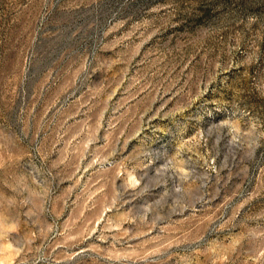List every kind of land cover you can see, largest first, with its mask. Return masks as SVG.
<instances>
[{"label": "rangeland", "instance_id": "374dc122", "mask_svg": "<svg viewBox=\"0 0 264 264\" xmlns=\"http://www.w3.org/2000/svg\"><path fill=\"white\" fill-rule=\"evenodd\" d=\"M0 264H264V0H0Z\"/></svg>", "mask_w": 264, "mask_h": 264}]
</instances>
